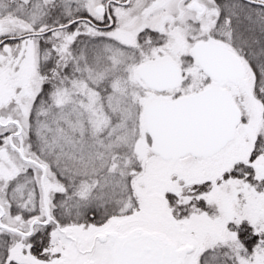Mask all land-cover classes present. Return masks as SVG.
Wrapping results in <instances>:
<instances>
[{"label":"snow or ice","instance_id":"snow-or-ice-1","mask_svg":"<svg viewBox=\"0 0 264 264\" xmlns=\"http://www.w3.org/2000/svg\"><path fill=\"white\" fill-rule=\"evenodd\" d=\"M0 264H264V0H0Z\"/></svg>","mask_w":264,"mask_h":264}]
</instances>
